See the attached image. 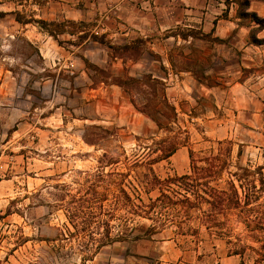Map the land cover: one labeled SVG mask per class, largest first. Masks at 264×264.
Segmentation results:
<instances>
[{"label": "rangeland", "instance_id": "rangeland-1", "mask_svg": "<svg viewBox=\"0 0 264 264\" xmlns=\"http://www.w3.org/2000/svg\"><path fill=\"white\" fill-rule=\"evenodd\" d=\"M233 1L0 0V264H254L229 244L257 245L242 223L229 237L194 221L137 238L153 222L127 207L98 248L102 217L77 231L65 209L88 187L117 183L148 202L161 194L144 188L149 167L161 180L182 177L219 152L231 171L264 177V40ZM146 75L166 83L175 116L159 85L119 82ZM154 111L173 118L160 128ZM155 143L181 145L147 164Z\"/></svg>", "mask_w": 264, "mask_h": 264}, {"label": "trees", "instance_id": "trees-1", "mask_svg": "<svg viewBox=\"0 0 264 264\" xmlns=\"http://www.w3.org/2000/svg\"><path fill=\"white\" fill-rule=\"evenodd\" d=\"M252 0H242L239 2L241 8H245L243 14H249L248 9ZM264 1V0H259ZM251 17L264 28V20L260 19L257 14L251 13ZM189 34L188 37H194ZM201 36H205L203 33ZM187 39V35H181ZM259 39L256 38V41ZM130 46L123 49H131ZM120 85L129 87L147 86L155 89L159 85L163 90V103L168 112L175 116V108L170 105L166 95V83L161 79L151 75L142 78L127 77L119 79ZM160 111H154L151 115L155 118L160 128L164 125L161 117L171 122L173 116ZM168 126V125H167ZM166 126V127H167ZM160 143H155L154 148H150L146 153L149 156V162L153 161L151 156L159 154L154 160L161 157H170L176 151L181 143H172L171 147H160ZM161 146V144H160ZM158 148V149H156ZM156 149V151H154ZM194 153L191 152V157ZM223 153L212 154L205 160V165H199L193 159L192 171L189 175L177 178L161 180L152 167L148 168L145 174V189L153 186H159L161 194L155 199L150 198L148 202L144 201L136 188L135 195L131 197L123 187L122 183L116 184L114 190L112 186L105 187L101 193L97 186L88 187V190L80 195L71 196L70 201L66 204L68 219L74 229L81 231L96 222L102 217V224L106 230L100 239L92 238L90 244L96 247L107 245L113 241L110 236L111 223L110 218L120 219V211L130 207V213L133 216L148 218L153 223L144 235H138L137 238L151 236L157 233V228L172 224L180 232L193 230L194 221H198L207 227L214 234H221L229 237L234 230V224H243L245 229V239L257 243L256 246L245 243L241 237H236L237 241H229L232 246V253L245 257L247 251L254 256V264H264V206L257 204L260 196L264 194V177L261 172H253L243 167H237L236 171H231L229 161L223 159ZM141 165L143 163H136ZM229 168V169H228ZM228 174V179L222 185L221 180L224 173ZM256 175L259 177L257 178ZM103 177H123L122 173H101ZM253 178V179H251ZM105 178L102 179L103 182ZM113 197V208L106 210L104 202ZM204 205L208 207L205 209ZM172 216V217H171ZM104 217H108L105 219ZM233 217H235L233 219ZM172 218V219H171ZM141 226L137 229H143ZM245 264V263H243Z\"/></svg>", "mask_w": 264, "mask_h": 264}, {"label": "crops", "instance_id": "crops-1", "mask_svg": "<svg viewBox=\"0 0 264 264\" xmlns=\"http://www.w3.org/2000/svg\"><path fill=\"white\" fill-rule=\"evenodd\" d=\"M206 1L209 3V6H211V3H216V0H206ZM231 1H232V5H237V3H235L233 0H231ZM217 3L221 6L226 5L225 2H221V1H217ZM248 12L249 13H255V14H257V16L260 19L264 20V1L252 0L250 2ZM235 13H236V11H235ZM217 33H219V32L217 31ZM257 35H258L259 40H264V28H260L257 31Z\"/></svg>", "mask_w": 264, "mask_h": 264}]
</instances>
